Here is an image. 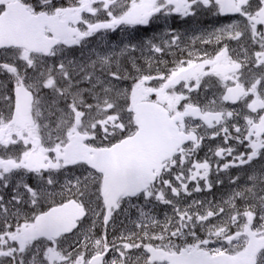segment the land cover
<instances>
[{
  "label": "snow or ice",
  "instance_id": "obj_1",
  "mask_svg": "<svg viewBox=\"0 0 264 264\" xmlns=\"http://www.w3.org/2000/svg\"><path fill=\"white\" fill-rule=\"evenodd\" d=\"M0 57V264H264V0H0Z\"/></svg>",
  "mask_w": 264,
  "mask_h": 264
},
{
  "label": "flooded vegetation",
  "instance_id": "obj_2",
  "mask_svg": "<svg viewBox=\"0 0 264 264\" xmlns=\"http://www.w3.org/2000/svg\"><path fill=\"white\" fill-rule=\"evenodd\" d=\"M168 25L166 26V31L167 30H175L178 34L181 35V37L184 40H188L189 37L193 36L194 34H198L200 31L206 30V29H211L212 27L216 26L217 24V18L212 17L211 15H207V14H198L196 16H192V17H187V18H183L181 19L179 16L177 15H173L171 17L168 18ZM140 28H143L140 26ZM153 36H138V26L136 28H127L124 31L121 30H117L115 32H109L107 33L103 38L96 36L93 38H90V41L88 43V45L86 46V48L83 50L86 53L92 49L95 48V44L97 43V45L101 43L110 45V44H115L116 43V39H128L129 41H132L133 43H139L142 42L148 38H151ZM202 47V46H201ZM209 51H211V48L209 47L208 49ZM72 55H74L75 57L79 58L81 55V49L80 48H76L74 50V52L72 53ZM2 58V57H0ZM71 58V57H70ZM163 59H165L166 61H168L169 63L172 61L173 57L171 55L166 54ZM4 77L0 76V80H3ZM127 82V81H126ZM126 82H122L121 86H127L128 83ZM204 93L201 92V97H203ZM211 95V93H209V96ZM221 141L219 139H217L216 141H210V140H205L204 145L202 150L199 152V158L202 160L206 154H208V148L209 147H215L216 145L220 144ZM243 147L239 146L238 147V151H243ZM258 166V165H257ZM213 168H215V163L213 164ZM231 174L233 176L236 175H240L243 176V172L238 169V168H233L230 170ZM221 178L224 179V184L222 186H216L214 184V186H216V189L214 191V198L215 199H221L222 197L225 196L226 193H228L230 190V186L228 183V178L226 175H221ZM213 180H215V174L213 175ZM215 188V187H213ZM170 213L171 209L163 206V205H159L156 209V213L160 216L164 215L165 213ZM124 219V216H120L117 218V226L120 225L121 220ZM110 233H111V229H110ZM111 238V237H110ZM111 258V257H109Z\"/></svg>",
  "mask_w": 264,
  "mask_h": 264
},
{
  "label": "rangeland",
  "instance_id": "obj_3",
  "mask_svg": "<svg viewBox=\"0 0 264 264\" xmlns=\"http://www.w3.org/2000/svg\"><path fill=\"white\" fill-rule=\"evenodd\" d=\"M195 197H197V195H195Z\"/></svg>",
  "mask_w": 264,
  "mask_h": 264
}]
</instances>
